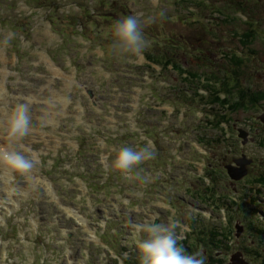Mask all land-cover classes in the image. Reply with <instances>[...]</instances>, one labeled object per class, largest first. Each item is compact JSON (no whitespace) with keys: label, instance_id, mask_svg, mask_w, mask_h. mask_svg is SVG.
I'll return each mask as SVG.
<instances>
[{"label":"rangeland","instance_id":"rangeland-1","mask_svg":"<svg viewBox=\"0 0 264 264\" xmlns=\"http://www.w3.org/2000/svg\"><path fill=\"white\" fill-rule=\"evenodd\" d=\"M97 1L50 0L56 12L49 20L52 23L56 22L59 30L69 34L71 46L70 50H62L56 55L52 49L58 47V41L50 38L48 30L42 24L48 22L43 13L35 8L34 2L0 0V16L3 17L1 19L8 18L7 20L13 21L18 33H30L26 39L20 37L17 42L18 48L12 49L10 28L2 25L0 21V80L5 79L11 94L10 100L16 95L21 98V102L25 98L32 101L30 108L32 133L23 142L40 156L38 171L36 169L32 177L45 179L40 172L49 175L46 182L52 183L58 195V201H55L48 193L33 189L35 187H31L29 178L17 177L14 186L29 189L30 192L21 189L20 194L30 196L22 200L20 209L9 214L13 215L12 217L3 210L2 215L6 218L5 223L0 224V231L5 237V243L0 245V264H29L34 260L40 264L85 263L84 259H80L82 248H86V253H89L90 264H117L116 257L124 253L128 254L125 264H140L139 253L132 239L134 226L152 215H140L137 212L140 207L146 209L152 207L154 201L161 198L167 200L176 211L179 208L178 215H171V221L179 220L183 225L186 224L190 231L191 226L187 223L190 221L195 223L200 219L198 216L200 215L203 227L213 229L217 225L221 227V231L228 233L233 246L230 250L227 246H223L222 249L219 247L221 250L215 262L228 264L235 252L244 253L241 248L244 246L251 247L252 252L256 250L264 256V221H261L263 214L259 215L254 211L253 215L257 221L254 216H247L248 221L250 219L254 221L249 224L246 218H241V214L237 215L240 208L236 206L239 204L243 209L239 202L246 198L245 204L249 203L248 206L264 208V183L260 185L255 181L264 173V123L258 118L264 112V101L253 103L248 100L242 103L245 105L239 107L225 102V105L232 106L228 112L219 116L215 113L226 108L218 103L215 95H209L206 89L216 86V82L208 81L209 78L219 83L225 80L220 73V70L224 69L236 74L242 85H247L246 87L250 89L253 87L252 91L255 94L264 92V0H247L244 12L238 14L239 20L236 21L227 19L223 14L222 6L227 5L229 0H104L100 3ZM82 6L91 12L90 17H83L89 28V37L95 39L98 44L103 43L108 47L105 57L100 47L95 44L89 46L85 42L80 43L77 29L72 26L69 19L63 17L64 13L69 12L77 13L79 17L85 15L81 12ZM230 9L234 11L236 8ZM18 14H22L23 19L20 21L16 19ZM130 15H135L144 24H141V28L145 38L150 42L145 53H149L152 62H147L145 55L135 62H129L111 53L112 25ZM252 21L254 25L250 27L247 23ZM251 30H255V38L246 40L244 35ZM244 40L248 41L246 45L242 43ZM167 47L171 49H166ZM1 49H4V53ZM172 50L175 55L173 60L176 62L174 66L167 68L169 58L165 54ZM238 52L243 53V63L234 68L228 57ZM173 53L170 54V58ZM109 60L111 64H105V61ZM49 64L58 66L67 77L74 74L79 82L69 91L67 96L70 99L69 106L65 111L64 101L54 99L52 92L59 89L62 94H66L64 89L66 81L63 77L55 78ZM176 65H184L189 74L181 71ZM211 69L212 73L209 72ZM1 71L8 73L5 78ZM192 74H198L200 78L193 80L188 76ZM186 77L188 81L184 80ZM51 79H54V83H48ZM86 85L92 87V98L83 96V93H86L83 87ZM140 87L148 90L150 94L141 97ZM236 88L231 87L233 90ZM1 91L2 86L0 99L4 100L6 94ZM152 93L155 98L152 97ZM17 97L14 98L16 104L19 102ZM137 99H140L141 105L136 108L133 102ZM211 102L213 103L210 104ZM12 106L14 105L11 103H0V108L8 109ZM50 117L55 119V122L45 124V118ZM208 117L210 119L215 117L214 120L220 122L226 119L230 123L219 127L216 122H212L214 126L209 129L206 125ZM5 119L6 116L0 118L3 122ZM132 120H135L136 129L132 128ZM53 123L59 124L57 130H53ZM228 124L232 127L230 130ZM86 126L97 129L90 131ZM240 128L249 131L252 128L251 137L254 134L258 137L257 145L248 142L244 145L248 157L257 161L258 165H253L249 175L239 179L243 183L240 186L235 184L238 186L237 188L235 186L236 190L227 182L221 183L220 188L214 187L211 194L201 191L202 196L197 194V198L196 190L202 189L195 184L202 183L199 176L203 174V168L209 167L207 159L212 157L214 152L220 154L223 161L228 164L238 158L236 155L243 148L236 135ZM103 129L107 133H104ZM144 129L145 135L148 134L156 146L154 159L156 161L151 160L142 166L146 171L144 175L150 173L148 170L153 171L150 167H154V173H162L165 180L163 184L160 182L162 185L160 189L170 191L168 185L171 184L175 188L173 196L162 195L155 198L151 195L147 197L149 200L145 199L144 203H138L135 200L136 191L128 195L122 192L123 186L132 187L137 179L126 180L114 173L110 181L102 185V178L108 177L105 174L109 168L102 166L96 169L94 166L91 168L93 170L91 175L81 169L83 163L89 167L94 163V157L97 160L103 153L115 154L123 143L137 145L146 143ZM40 132H45V135H41ZM120 133L126 135L122 137L119 136ZM198 138L208 146V154L202 144L203 151L200 150ZM17 150H20L18 146ZM24 150L30 152L28 148ZM175 151L180 158L174 157ZM164 156L166 158H163ZM170 159L173 168L166 166V161ZM81 161L83 163H80ZM158 163L159 170L156 172ZM0 177L3 182H7L4 190L0 191V198H3L4 194L8 196L9 188L12 190L10 180L16 177H10L2 171ZM78 178H82L86 186L94 187V191L84 192L83 187L79 186ZM205 182L208 183L207 179ZM188 185L195 186L192 188L193 192L195 191L193 195H188L191 194L187 190ZM13 197L17 204L20 201L19 197L16 194ZM184 202L189 205L184 206ZM2 204L3 201L0 199V205ZM213 205L216 207L213 208ZM64 207L74 208L81 215H86L87 224L95 231V236L98 233L103 243L105 234L104 245L91 241L96 238L82 230L75 221L66 219ZM154 210L150 209L152 212ZM249 210L254 209H246L244 206L245 215ZM204 211L213 215L212 222L208 216L204 218L206 215L202 213ZM216 213L221 215H215ZM169 217L170 215H161L160 222L168 223ZM2 218L0 216V220ZM110 219H113V222L109 221ZM0 223H3V220ZM236 227L242 228V234L237 235ZM199 229H196L198 233ZM257 230L262 231L258 239ZM116 231L118 234L113 235ZM190 231L180 240L187 241L188 246L185 244L178 246H182L188 255L199 252L200 256L197 258L202 256L204 264H209L208 257L203 256L205 250L196 246L201 235L190 234ZM67 233L73 234L74 237L71 240L67 239V236L71 235ZM244 234L247 236L244 237ZM250 234H255V238H247ZM211 252L215 253L216 250ZM244 257L251 264L260 262L256 261V257L253 258L257 263L248 259L245 253L244 256L243 254L240 256L241 259Z\"/></svg>","mask_w":264,"mask_h":264},{"label":"clouds","instance_id":"clouds-1","mask_svg":"<svg viewBox=\"0 0 264 264\" xmlns=\"http://www.w3.org/2000/svg\"><path fill=\"white\" fill-rule=\"evenodd\" d=\"M112 55L135 62L144 55L150 42L145 38L141 21L130 15L117 20L112 25ZM32 101L25 98L22 102L10 107L0 134L5 138L0 143V171L10 177L30 178L40 164L38 157L24 150L23 142L32 133V116L30 115ZM17 146L20 150H17ZM156 149L151 141L142 146L121 145L114 154L109 171L124 179H138L142 183L149 182L144 175L142 165L154 160ZM155 207L164 211L175 212L172 205L161 198L155 202ZM159 213L153 214L134 226L132 239L139 253L140 264H204L203 257L197 252L193 255L185 253L178 242L185 233L190 231L187 225L176 221L162 223ZM118 264H125L128 254L116 257Z\"/></svg>","mask_w":264,"mask_h":264},{"label":"trees","instance_id":"trees-1","mask_svg":"<svg viewBox=\"0 0 264 264\" xmlns=\"http://www.w3.org/2000/svg\"><path fill=\"white\" fill-rule=\"evenodd\" d=\"M245 2L248 3L247 0H234L233 2L231 0H229V2H227V5L225 4L224 6H222V8H223L222 11H224L223 14L226 16L227 19H231L233 21L239 20V18L237 17V15H238V12L239 11L244 12L243 9L246 8V6H247V4L244 5ZM232 7H235L236 8L235 11H231L230 8H232ZM213 8L219 10L218 7H214L213 6ZM225 11H228V12L225 13ZM232 12H234L235 14L232 15ZM223 14L221 13L222 16H223ZM246 16H248V14ZM253 18L254 17H252V19ZM247 24L250 27H253L254 22L252 21V22L247 23ZM254 31L255 30H253V31L251 30L248 34L244 35V38L246 40H248L250 38H253V37L255 38L254 34H256V32H254ZM246 40L243 41V44H247L248 41L246 42ZM166 49H171V48L168 47ZM170 54H172V51H167L166 54H165L169 58V61H167V63H168L167 66H170L172 64H175L174 63V60H173V57L175 55L173 54L172 58H170ZM228 59H230V62L229 63L233 67L240 66V64L243 63V60L241 59L240 55L239 56L238 55H235V56L230 57V58L228 57ZM176 67L179 68V69H181V70H183V72L185 71V72L188 73V69L185 68L184 65H182V66L177 65ZM218 68H221V67H218ZM220 71H221L220 73L225 77V80H223L222 83H219L218 81H213L212 79L209 78L208 81L211 80L212 83L213 82H216V84H215L216 86H213L211 88H206V87L205 88L208 90L209 95H211V96L212 95H215L216 100L219 101L221 104L225 105L226 104L225 102L230 103V101L233 100L234 101L233 104H235L234 107L235 106L239 107V106L245 105V104H242V103H245L248 100H249V102H253V103H258V102L264 101V92L263 91H261L258 94H255L252 91L254 93L253 94L248 89V87L245 88L244 85H242L241 83H239V81H238L239 79L236 76H231L230 73L227 72L228 70L226 71L224 69H221ZM209 72L212 73L213 72L212 69ZM204 74L206 75V73H204ZM197 75L198 74H192V76L189 75V77L192 78L193 80L194 79H197V78H200V76H197ZM207 76H209V75H207ZM185 80L188 81L189 79H185ZM231 87H237L236 88V92H235V90L231 89ZM212 88H214V89H212ZM251 88L253 89V87H251ZM237 94H239V95H237ZM254 95H258L259 97L256 98ZM212 103L213 102H211L210 104H212ZM224 122H225V120L224 121L222 120L220 122V124L221 123H224ZM259 181L264 182V174L261 175V178L259 179ZM220 248L222 249L223 246L221 245Z\"/></svg>","mask_w":264,"mask_h":264},{"label":"water","instance_id":"water-1","mask_svg":"<svg viewBox=\"0 0 264 264\" xmlns=\"http://www.w3.org/2000/svg\"><path fill=\"white\" fill-rule=\"evenodd\" d=\"M262 120L264 121V115L262 116ZM243 137H245L244 134H242ZM240 165L242 166L241 169L239 170H236V169H232V172L231 175L233 178L239 180L241 178H243L246 174H247V169H246V165H247V162H244V161H239ZM232 264H244L243 262H241L239 259H238V256H236L234 259H233V263Z\"/></svg>","mask_w":264,"mask_h":264},{"label":"bare ground","instance_id":"bare-ground-1","mask_svg":"<svg viewBox=\"0 0 264 264\" xmlns=\"http://www.w3.org/2000/svg\"><path fill=\"white\" fill-rule=\"evenodd\" d=\"M2 125H3V121L0 120V126H2ZM1 141H2V136L0 135V143H2ZM7 192H8L9 199L12 200L14 198L12 195V190L9 188ZM261 233H262V231H261Z\"/></svg>","mask_w":264,"mask_h":264}]
</instances>
